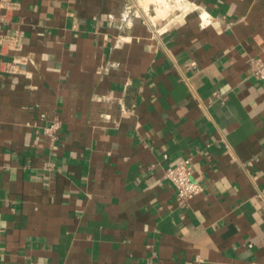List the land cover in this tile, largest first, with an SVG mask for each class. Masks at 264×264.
<instances>
[{"label": "crops", "instance_id": "crops-1", "mask_svg": "<svg viewBox=\"0 0 264 264\" xmlns=\"http://www.w3.org/2000/svg\"><path fill=\"white\" fill-rule=\"evenodd\" d=\"M167 1L0 0V264H264V0Z\"/></svg>", "mask_w": 264, "mask_h": 264}, {"label": "built area", "instance_id": "built-area-1", "mask_svg": "<svg viewBox=\"0 0 264 264\" xmlns=\"http://www.w3.org/2000/svg\"><path fill=\"white\" fill-rule=\"evenodd\" d=\"M141 7L138 4L128 3L124 5L120 16V28H130L133 26L136 18H141ZM146 17V13L142 12ZM148 19V16H147ZM253 75L262 83L264 87V61L255 60L252 62ZM61 122L54 120L44 129V135L50 140L51 146H54L59 140V131ZM194 168L191 160H185L180 165L169 167L165 170V176L176 192V197L181 202H189L196 198L201 192V185L193 178Z\"/></svg>", "mask_w": 264, "mask_h": 264}, {"label": "rangeland", "instance_id": "rangeland-1", "mask_svg": "<svg viewBox=\"0 0 264 264\" xmlns=\"http://www.w3.org/2000/svg\"><path fill=\"white\" fill-rule=\"evenodd\" d=\"M153 2L155 4L156 0H149V3ZM168 2V1H167ZM149 3H147L145 6L147 7L149 5ZM165 9V10H164ZM172 10L171 7H170V3H169V7H166L165 5H163L160 9H158L157 11V14L159 17L161 16H166L167 13Z\"/></svg>", "mask_w": 264, "mask_h": 264}, {"label": "bare ground", "instance_id": "bare-ground-1", "mask_svg": "<svg viewBox=\"0 0 264 264\" xmlns=\"http://www.w3.org/2000/svg\"><path fill=\"white\" fill-rule=\"evenodd\" d=\"M155 5H156V12H158L157 10L160 9L163 5L169 7V3L167 2V0H156Z\"/></svg>", "mask_w": 264, "mask_h": 264}]
</instances>
